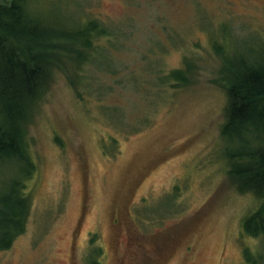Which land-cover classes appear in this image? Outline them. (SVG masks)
Masks as SVG:
<instances>
[{
	"label": "rangeland",
	"instance_id": "rangeland-1",
	"mask_svg": "<svg viewBox=\"0 0 264 264\" xmlns=\"http://www.w3.org/2000/svg\"><path fill=\"white\" fill-rule=\"evenodd\" d=\"M28 8L51 27L94 17L129 36L123 48L96 42L103 51L81 69L82 98L66 66L55 69L27 128L36 170L25 229L0 264H264V238L243 227L263 199L228 177L218 51L262 46L264 0H29ZM186 60L188 85L160 84Z\"/></svg>",
	"mask_w": 264,
	"mask_h": 264
},
{
	"label": "trees",
	"instance_id": "trees-1",
	"mask_svg": "<svg viewBox=\"0 0 264 264\" xmlns=\"http://www.w3.org/2000/svg\"><path fill=\"white\" fill-rule=\"evenodd\" d=\"M28 2H0V251L9 249L25 229L26 182L36 170L28 154L27 128L55 69L66 66L69 83L82 98L81 69L103 51L96 42L106 38L115 49L123 48L122 38L129 36L124 29L106 28L94 17L51 27L29 10ZM164 29L174 40L172 32ZM260 44L259 49L244 53L217 48L222 52L220 77L227 96L221 139L228 177L239 192L263 199L243 224L245 233L255 238H264V41ZM193 69L186 60L184 69L158 79L171 89H182Z\"/></svg>",
	"mask_w": 264,
	"mask_h": 264
}]
</instances>
